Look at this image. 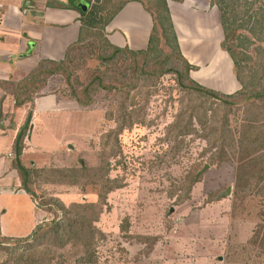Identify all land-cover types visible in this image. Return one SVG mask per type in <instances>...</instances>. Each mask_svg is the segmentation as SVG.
Masks as SVG:
<instances>
[{
	"label": "rangeland",
	"instance_id": "1",
	"mask_svg": "<svg viewBox=\"0 0 264 264\" xmlns=\"http://www.w3.org/2000/svg\"><path fill=\"white\" fill-rule=\"evenodd\" d=\"M124 1L89 0V8H95V17L103 21ZM163 1L143 0L156 16L160 38L144 63L129 54L110 63L98 60L99 53L104 55L99 46L105 48L102 26L87 30L91 36L72 53L68 70L74 91L82 97L85 90L90 105L79 106L64 77L54 75L34 96L50 97L56 108L41 125L38 122L33 129L32 111L26 127V111L17 122L14 113L0 116V123L15 128L16 137L23 130L22 149H30L19 165L30 173L28 188L36 201L48 202L46 209L38 208V224L53 219L51 208L62 214L59 205L79 204L81 208L75 209L91 219L99 211L91 244L97 264H264V195L235 190L237 162L264 154V100H240L227 107L187 94L172 71L162 73L178 65ZM214 1L211 8L217 9ZM220 1L232 23L235 39L229 45L243 61L239 90L245 84L247 93L263 91L264 0ZM80 5L86 1L76 0L77 9ZM217 20L219 12L213 24ZM212 40L214 45V34ZM210 49L205 54L213 56ZM133 67L155 69L158 75L149 79L137 73L132 84ZM97 76L113 89L98 88ZM209 77L211 85H221L217 76ZM216 87L205 88L219 92ZM196 104L201 106L197 114L192 109ZM220 151L226 159H220ZM257 162L264 167L262 159ZM20 184L16 190L26 193L23 179ZM89 205L95 208L90 210ZM256 229L260 233L254 241ZM31 243H0V264L37 259L46 247L34 248ZM75 252L66 246L51 248L47 255L49 261L73 264L79 260Z\"/></svg>",
	"mask_w": 264,
	"mask_h": 264
},
{
	"label": "crops",
	"instance_id": "2",
	"mask_svg": "<svg viewBox=\"0 0 264 264\" xmlns=\"http://www.w3.org/2000/svg\"><path fill=\"white\" fill-rule=\"evenodd\" d=\"M210 1L167 0V6L179 51L196 68L190 71L191 79L201 86L215 88L209 76H217L221 85L216 89L232 94L240 85L233 74L232 60L220 47V21L212 22L218 11L214 6L211 8ZM80 27L76 0H0V81L23 79L40 60H63L67 48L77 42ZM152 27V18L144 7L137 1H129L106 26L104 36L115 47L145 50ZM212 34L216 39L214 45ZM210 47L213 56L205 54ZM33 104L34 129L56 108L50 97L35 98ZM28 109V105L15 108L13 98L0 89L1 118L14 113L17 122ZM14 129L0 123V235L18 238L32 232L41 216L32 197L16 190L21 186L19 158L23 161L30 149H22L16 156Z\"/></svg>",
	"mask_w": 264,
	"mask_h": 264
},
{
	"label": "trees",
	"instance_id": "3",
	"mask_svg": "<svg viewBox=\"0 0 264 264\" xmlns=\"http://www.w3.org/2000/svg\"><path fill=\"white\" fill-rule=\"evenodd\" d=\"M87 4V8L85 11H82L81 9H77V11L80 14V34L79 38L76 43L70 45L64 55L63 60L60 61H52V60H40L36 67L23 79L14 82V81H0V89L4 90L6 94H9L14 101V107H24L29 106L28 113L30 114L33 110L34 106V96H37L39 92L42 91V89L45 87L47 80L54 76V75H61L64 77L66 84L71 89L72 93L71 96L75 100V102L81 106V107H87L90 105V100L86 98L85 90L83 91L82 97H78L76 92L74 91L71 80H70V73L68 70V64L69 59L72 53L75 50H79V44L82 41H86L88 38H90L91 35H89L87 30L94 29L98 24H101L102 26V32H104L106 26L110 23V21L118 14V12L122 9V7L129 1H137L139 2L144 9L150 14L152 21H153V27L151 30L148 47L145 50H139V51H132L128 48H118L109 43V41L104 37V44L105 48L100 47L101 53L103 52L104 55H101L100 53L97 56V59L105 62L110 63L113 61H117L118 57L129 54L132 55L135 58H140L142 60V63L146 62L147 60V54L149 51H151L153 48L159 46L158 42L160 41V38L157 35L156 32V16L155 14L150 11L144 4L143 0H125L116 11L106 20H103L101 18H96V11L95 8L92 10L90 9L89 0H85ZM214 4L217 7V10L219 12L220 16V26L221 31L223 35V39L220 43V47L223 51L228 53L230 59L233 62L234 72L236 80L240 83V85H243V80L238 74L239 68H241V64L243 61L240 59V57H236L235 53L232 50V46L229 44L233 42L235 39L233 36V31L231 28L232 23H229V19L227 17L226 12V5L224 2L220 0L214 1ZM89 8V9H88ZM163 10L167 16L168 25L172 32L173 41L175 43V47L177 49V62L178 65H174L170 68H168V71H163L162 73L172 71L173 75L176 77V81L179 84L180 88L186 92L187 94H194L198 96H206L209 99H214L218 101L220 104H223L227 107L236 106L241 101H252L254 100H264V90H253L250 93H247L245 90V84L244 86H241V90H238L232 94H223L220 92H216L213 90H209L205 87H202L197 82L192 80L190 78V71L195 70L196 68L192 65H190L186 59L181 55L178 44H177V38L175 36L173 25L171 22L169 9L166 3V0L163 1ZM232 47V48H231ZM134 58V64H136V59ZM167 58L169 59V55H167ZM137 68L133 67L132 74V84L135 83L137 78V73L139 74H145L149 77V79L157 74V71L155 69H152V71H145L144 69L136 70ZM158 75V74H157ZM262 80V79H261ZM94 81L96 82V85L101 90L111 91L113 87H110L109 85H105L103 83V80L100 79V77H95ZM134 85H132L133 87ZM249 86V85H248ZM253 88H250V90ZM85 97V100H84ZM240 98V99H239ZM198 106L200 104H196V106H193L192 109L195 114H197ZM201 107V106H200ZM212 115L215 116L213 113ZM222 120L224 121V115L221 116ZM251 122V120H250ZM198 125L202 126L203 123L201 122V118L198 122ZM24 133V132H23ZM23 136V135H22ZM22 138V137H21ZM21 142V144H20ZM18 145V155L21 154L22 150V140H20ZM242 143V142H240ZM251 144V140L248 142ZM245 147V146H244ZM15 150V149H14ZM220 159L224 160L226 158L222 157V152L220 151ZM226 157V154L223 155ZM249 159H245V162H237V165L235 167L236 172V179H235V190H242L244 191V194H250L255 191L257 193H261L264 195V167L261 165L258 167V159H262L264 161V154L260 155V157L256 158L253 156H249ZM264 164V162H263ZM259 170V171H258ZM18 173L21 178L23 179V188L26 191V193L32 197L34 202L36 203L37 208L46 209L43 205L48 204L46 202L45 204H40L36 201V196L34 195L33 191H31L28 186L30 184V173L27 169H24L21 167V165L18 166ZM193 182H195L193 180ZM244 186V187H243ZM248 188V189H247ZM56 208V207H55ZM75 208H81L79 204H71L69 207H64L62 205H59L57 209H60L63 211L62 214H59L56 209H52L53 212V219L49 221L47 224L41 225L38 224L33 232L26 236L21 238H10V237H4L2 236V239L0 240V243H7V242H15V243H31L34 248L38 247V245L44 246V250L39 251L40 255L38 254L37 259L34 261H25L27 264H64L65 261H49L51 259L48 258L47 251L50 252L51 248L54 249H63L66 246H69L70 248H73L74 251L76 250V255L79 257L78 261H73V264H97L95 261V254L92 253V240L94 239V235L97 233V230L94 228L93 223L97 221L99 211L94 213V217L87 218V214L78 212ZM86 208V207H82ZM88 209L93 210L95 206L89 205L87 206ZM76 213H74V212ZM50 212V210H49ZM51 213V212H50ZM97 213V214H96ZM84 214V215H80ZM259 231L256 229L252 235V239L256 241L259 235ZM1 236V235H0ZM72 264V263H71Z\"/></svg>",
	"mask_w": 264,
	"mask_h": 264
},
{
	"label": "water",
	"instance_id": "4",
	"mask_svg": "<svg viewBox=\"0 0 264 264\" xmlns=\"http://www.w3.org/2000/svg\"><path fill=\"white\" fill-rule=\"evenodd\" d=\"M86 5H87V4H86ZM86 5H80L79 9H81L82 11H85L86 8H87ZM30 118H31V114L28 115L24 127H26V126L28 125V123H29V121H30ZM22 132H23V130L21 129V130L19 131L17 137H16V141H15V151H16V156H18V152H17V151H18V145H19V141H20V139H21ZM229 191H230V187L227 189L225 195H227V194L229 193Z\"/></svg>",
	"mask_w": 264,
	"mask_h": 264
}]
</instances>
